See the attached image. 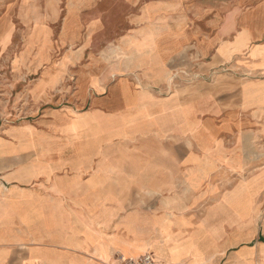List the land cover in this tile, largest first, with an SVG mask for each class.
Returning <instances> with one entry per match:
<instances>
[{"label":"crops","instance_id":"crops-1","mask_svg":"<svg viewBox=\"0 0 264 264\" xmlns=\"http://www.w3.org/2000/svg\"><path fill=\"white\" fill-rule=\"evenodd\" d=\"M158 62L143 83L91 65L73 92L62 71L27 90L33 118L0 131V264H264L232 191L264 186V164L222 141L232 119L163 91Z\"/></svg>","mask_w":264,"mask_h":264},{"label":"rangeland","instance_id":"rangeland-1","mask_svg":"<svg viewBox=\"0 0 264 264\" xmlns=\"http://www.w3.org/2000/svg\"><path fill=\"white\" fill-rule=\"evenodd\" d=\"M245 27L264 31V0H0V131L33 118L25 95L43 77L62 71L54 86L73 92L93 65L143 83L158 60L160 88L212 105L216 124L232 119L222 141L263 165L264 117L243 102L263 112L264 37L244 47ZM232 187L241 211L252 199V245L264 247V186Z\"/></svg>","mask_w":264,"mask_h":264},{"label":"built area","instance_id":"built-area-1","mask_svg":"<svg viewBox=\"0 0 264 264\" xmlns=\"http://www.w3.org/2000/svg\"><path fill=\"white\" fill-rule=\"evenodd\" d=\"M118 264H157L155 259L150 254H145L138 259L119 258Z\"/></svg>","mask_w":264,"mask_h":264},{"label":"bare ground","instance_id":"bare-ground-1","mask_svg":"<svg viewBox=\"0 0 264 264\" xmlns=\"http://www.w3.org/2000/svg\"><path fill=\"white\" fill-rule=\"evenodd\" d=\"M138 259V258H137Z\"/></svg>","mask_w":264,"mask_h":264}]
</instances>
